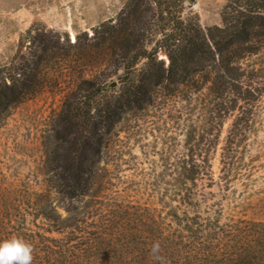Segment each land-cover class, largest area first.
<instances>
[{
  "label": "rangeland",
  "instance_id": "374dc122",
  "mask_svg": "<svg viewBox=\"0 0 264 264\" xmlns=\"http://www.w3.org/2000/svg\"><path fill=\"white\" fill-rule=\"evenodd\" d=\"M227 2L172 0L169 5L185 24L206 32L222 26ZM161 11L163 6L153 0H0V68L13 65L18 56L28 58L38 48L37 40L48 41L55 33L59 45L66 47L67 38L73 43L78 37L80 47L70 53V67L51 59L39 69L42 84L0 121V240L19 236L30 242L32 264L40 263L35 256L39 234L62 237L41 217L42 208L49 213L54 208L61 218H69L65 223L74 228L72 237L83 238V230H94L109 240L104 255L96 250L92 258L83 252L55 258L62 264H139L135 260L144 252H136L131 242L164 238L202 241L201 247L219 261L231 257L229 244L235 236L236 244L246 236L260 241L264 40L241 61L243 82L251 81L253 95L228 90L216 95L212 81L220 71L208 61L188 83L164 81L151 87L139 105L125 106L111 127L99 123L101 146L91 167L88 195L67 201L47 182L43 139L66 92L83 76L105 86L91 114L106 100L115 102L125 83L138 80L147 69L144 52L161 45L155 27ZM148 23L134 44L131 29ZM128 44L131 48L125 50ZM156 53V62L167 66L164 51ZM123 68L129 69L128 75Z\"/></svg>",
  "mask_w": 264,
  "mask_h": 264
},
{
  "label": "trees",
  "instance_id": "16d2710c",
  "mask_svg": "<svg viewBox=\"0 0 264 264\" xmlns=\"http://www.w3.org/2000/svg\"><path fill=\"white\" fill-rule=\"evenodd\" d=\"M132 1L138 3V0ZM171 1L153 0L158 7L163 6L160 14L161 22L159 21L158 26L152 23L159 28L158 33L162 35L159 42L161 45L152 53L144 52L143 57L148 60L147 69L141 72L142 76L138 80L125 83L123 93L115 99V102L106 100L98 113L91 114L92 104L96 101V96L104 91L105 86L92 79L84 80L83 76L79 77L77 84L69 88L63 97L60 111L53 119L47 135L44 136L43 146L46 153L45 172L49 175L47 182L64 200H76L88 195L90 191L91 167L95 163L94 156L99 153L101 146L102 134L99 132V123L111 127L123 108L139 105L143 100L142 96H147L151 87L158 86L164 81L188 83L190 77L203 71L204 63L210 61L212 64H217V69L220 71L215 72L216 76L212 81L216 95L223 96L227 90L234 94L242 93V97L245 94L255 93L250 78H248L250 82L246 84L243 82L246 77L241 61L245 59L246 54L251 53L253 45H258L264 40V0H228L221 13L222 26H214L206 32L198 25L185 24L174 15L175 12L169 5ZM174 5H176L175 1ZM164 13L165 17L162 16ZM149 24L131 29L134 44L143 36L144 27ZM30 32L28 31L27 35H30ZM53 37L48 41L39 37L38 48L32 51L28 58L23 55L18 56L13 65L0 68V121L12 105L21 103L36 92L45 79L38 74L39 69L45 68L51 59H58L68 66L70 53L73 50L80 51L78 37L73 43L67 38L66 47L59 45V34L55 33ZM130 48L131 45L128 44L125 50ZM158 49L166 54L169 61L167 66H164L162 61L156 62ZM137 57L142 56L137 55ZM128 68H123L125 75H128ZM218 78H222L223 81L218 82ZM60 149L62 150L59 151ZM42 209L41 217L48 221L53 232H57L62 237L51 238L39 234L36 243L38 253L35 255L40 261L38 264H56L55 258H65L70 253L75 255L83 252V255L92 258L90 253L97 250L100 251L99 255L101 253L104 255L103 246L107 247L109 243V240H105L106 236L94 230L92 232L83 230V238L72 237L74 228H70L67 222L65 223L69 218H61L54 208L50 209V213ZM69 228L70 231L65 232ZM167 239L164 238L162 241L153 239L150 243L142 240L139 241H142L141 243L131 242L136 252H144V255L140 254V258H137L140 260L135 262L139 264H264V231L261 235L262 241L260 239L257 243H254L257 238L246 236L244 242L236 244V236L233 237L230 240L231 247L229 244V248L232 249L229 252L231 257L219 261L216 254L211 256L206 248L201 247L202 241L178 243ZM154 242H159L161 245L159 260L149 254ZM110 246L113 247V243ZM182 248L187 251L184 252Z\"/></svg>",
  "mask_w": 264,
  "mask_h": 264
},
{
  "label": "clouds",
  "instance_id": "9594fccd",
  "mask_svg": "<svg viewBox=\"0 0 264 264\" xmlns=\"http://www.w3.org/2000/svg\"><path fill=\"white\" fill-rule=\"evenodd\" d=\"M161 245L154 242L151 253L157 260L160 259ZM34 247L22 237L13 236L0 240V264H32Z\"/></svg>",
  "mask_w": 264,
  "mask_h": 264
}]
</instances>
